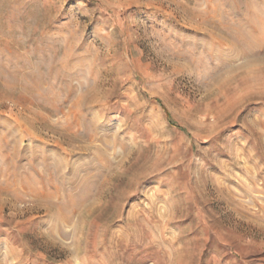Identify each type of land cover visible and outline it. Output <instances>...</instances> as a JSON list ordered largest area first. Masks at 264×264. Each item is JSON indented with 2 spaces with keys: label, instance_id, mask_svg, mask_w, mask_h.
Listing matches in <instances>:
<instances>
[{
  "label": "rangeland",
  "instance_id": "rangeland-1",
  "mask_svg": "<svg viewBox=\"0 0 264 264\" xmlns=\"http://www.w3.org/2000/svg\"><path fill=\"white\" fill-rule=\"evenodd\" d=\"M0 264H264V0H0Z\"/></svg>",
  "mask_w": 264,
  "mask_h": 264
},
{
  "label": "bare ground",
  "instance_id": "bare-ground-1",
  "mask_svg": "<svg viewBox=\"0 0 264 264\" xmlns=\"http://www.w3.org/2000/svg\"><path fill=\"white\" fill-rule=\"evenodd\" d=\"M22 68V67H21ZM24 76V75H23ZM65 124V123H64ZM10 195V194H9Z\"/></svg>",
  "mask_w": 264,
  "mask_h": 264
}]
</instances>
